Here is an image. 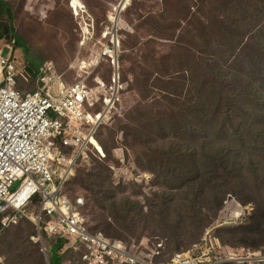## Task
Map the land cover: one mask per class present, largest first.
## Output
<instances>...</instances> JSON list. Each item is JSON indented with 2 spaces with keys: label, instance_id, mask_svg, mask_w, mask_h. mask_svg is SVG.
Listing matches in <instances>:
<instances>
[{
  "label": "rangeland",
  "instance_id": "1",
  "mask_svg": "<svg viewBox=\"0 0 264 264\" xmlns=\"http://www.w3.org/2000/svg\"><path fill=\"white\" fill-rule=\"evenodd\" d=\"M3 1L25 47L10 40L0 41V48L12 47L21 71L30 57L53 63L69 84L94 88L111 77L105 61L97 64L102 46L118 44L123 89L101 123L104 156L87 153L62 191L85 200L91 232L145 252L158 242L170 253L188 251L211 233L230 258L242 248L261 253L264 152L255 150L264 140V0H77L76 11L73 0ZM91 21L94 40L83 45ZM162 23L169 33H160ZM187 39L195 57L187 56ZM249 83L252 100L230 98L229 89ZM40 199L23 212L37 215ZM150 204L166 209L150 218L156 212ZM35 230L23 217L0 231L2 264H50L55 241L44 237L43 247L32 240ZM178 239L175 249L172 240ZM60 264L80 263L67 253Z\"/></svg>",
  "mask_w": 264,
  "mask_h": 264
},
{
  "label": "built area",
  "instance_id": "2",
  "mask_svg": "<svg viewBox=\"0 0 264 264\" xmlns=\"http://www.w3.org/2000/svg\"><path fill=\"white\" fill-rule=\"evenodd\" d=\"M90 24L92 21L83 45L94 40ZM97 59V64L105 61L111 70L110 82L97 80L90 88L83 82L69 84L53 63L32 73L28 67L21 71L12 47L0 48L1 230L28 218L36 227L34 242L44 247V237H62L70 242L69 252L80 264H264V254L252 248H242L235 258L228 257L211 233L190 250L174 252L165 260L162 244L153 252L136 253L125 242L89 230L85 200L64 196L62 191L77 163L93 151L101 123L111 117L123 89L115 40L102 46ZM63 150L70 152L71 158ZM18 183L21 186L14 189ZM37 195L41 197L39 212L32 214L33 219L23 207ZM232 223L233 219L223 226Z\"/></svg>",
  "mask_w": 264,
  "mask_h": 264
},
{
  "label": "trees",
  "instance_id": "3",
  "mask_svg": "<svg viewBox=\"0 0 264 264\" xmlns=\"http://www.w3.org/2000/svg\"><path fill=\"white\" fill-rule=\"evenodd\" d=\"M138 10L140 11L141 10V7H138ZM4 16L7 17V22L0 21V41H10V40H14V44H15V47L16 48H22V49H24L25 44L23 42H21L19 38H17V36L15 35V32H14V29L12 28V21H13L12 12L8 8L7 4L3 0H0V18H3ZM187 18H188V15H187ZM184 20H185V15H184V17H181L178 20V22L176 24V28H178L184 22ZM159 27L162 28V30L160 31V33H162V32H168L169 33L168 28H167L168 27L167 24L162 23V24L159 25ZM154 30H155V27H154ZM170 34H173V33H170ZM187 43H189L187 45V56L195 57V53L197 54V52H196V49H195V46H194V43H193L192 39H187ZM259 52H261V51H259ZM256 55H257V58L260 59L259 58L260 55H258L257 53H256ZM201 58L202 57H200V59ZM26 61L28 63V70L30 71V73H32L33 71L38 70V68L41 65H43V62H38V61H36V60H34V59L30 58V57H27L26 58ZM195 71H196V69H195ZM206 74H207V72H206ZM206 74H205V76H206ZM213 74L216 75L217 72H213ZM212 80L213 79H207L206 82L210 83V82H212ZM251 85L253 86L252 83H249L248 86H242L238 90H233V91H231L229 89V92L231 94L230 98L238 99L237 104L239 103V101L241 100V98H243L245 100H252L254 98V96L256 95V93L253 91L254 88L253 87L251 88ZM242 90L245 93L244 96H241V91ZM212 108H213L214 111L217 110V107L215 108L213 106V104L210 106V109L211 110H212ZM218 108H220L219 105H218ZM207 110H209V108ZM137 112L140 113V110H137ZM207 119L205 120L206 123H207ZM231 123L233 124L234 128L236 129V127H237L236 119H235V122H231ZM102 127H100L97 135L95 136V138L93 140V144H92L93 151H95L96 154L98 153L99 156H101V157L104 156V154H103L104 149H102L101 144L103 143L102 140L106 137V135H105L106 132H104V130H102ZM244 132L245 131H242L241 133H244ZM241 137H244V136L242 135ZM98 138H99V140H98ZM261 143L263 145L262 146H259L255 151L264 152V140H262ZM101 195H103V196L106 197V194H101ZM165 199H166V201H169V198H165ZM150 208H151V211H156V212H154V213L151 212V214H150L149 217L150 218H155V217H158V216H161L162 215V211H163L162 209H166V205L159 206V204H150ZM259 210H260V208H259ZM0 231H2L1 230V226H0ZM52 240H54L55 242L52 245V248L50 250L49 263L50 264H60V261L62 260V257L65 256L67 253H70L69 252V249H70L71 244H70V242H68L67 240H65L62 237H55V238H52ZM116 240H119L120 241V239H116ZM121 241H123V240H121ZM172 241H173V247L175 249L178 248L179 247V239L177 241H174V240H172ZM157 244H159V243L157 242ZM129 246H131L136 253H138L140 251H143V250L140 249L141 248L140 246L138 248L134 247L132 244H130ZM155 249L156 248H154L153 251H155ZM175 252H177V251H175ZM173 253H170L168 251H165V249H164V258H165V260L169 259ZM256 253H258V252H256ZM261 253L264 254V249L263 248H262Z\"/></svg>",
  "mask_w": 264,
  "mask_h": 264
},
{
  "label": "bare ground",
  "instance_id": "4",
  "mask_svg": "<svg viewBox=\"0 0 264 264\" xmlns=\"http://www.w3.org/2000/svg\"><path fill=\"white\" fill-rule=\"evenodd\" d=\"M129 1V0H128ZM128 1H127V3L125 4V5H127L128 4ZM78 1L77 0H73L72 1V7H76V6H78L79 8H80V6L78 5ZM30 217H32L33 219H34V216H30Z\"/></svg>",
  "mask_w": 264,
  "mask_h": 264
},
{
  "label": "water",
  "instance_id": "5",
  "mask_svg": "<svg viewBox=\"0 0 264 264\" xmlns=\"http://www.w3.org/2000/svg\"><path fill=\"white\" fill-rule=\"evenodd\" d=\"M123 9H125V6H122V8L120 9V11H123Z\"/></svg>",
  "mask_w": 264,
  "mask_h": 264
},
{
  "label": "clouds",
  "instance_id": "6",
  "mask_svg": "<svg viewBox=\"0 0 264 264\" xmlns=\"http://www.w3.org/2000/svg\"><path fill=\"white\" fill-rule=\"evenodd\" d=\"M124 10V9H123Z\"/></svg>",
  "mask_w": 264,
  "mask_h": 264
}]
</instances>
